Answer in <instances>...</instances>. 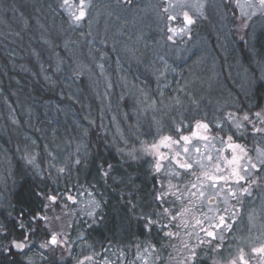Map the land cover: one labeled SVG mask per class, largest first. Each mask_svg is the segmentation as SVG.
Returning a JSON list of instances; mask_svg holds the SVG:
<instances>
[{
  "label": "rangeland",
  "instance_id": "1",
  "mask_svg": "<svg viewBox=\"0 0 264 264\" xmlns=\"http://www.w3.org/2000/svg\"><path fill=\"white\" fill-rule=\"evenodd\" d=\"M116 1V4H123L127 0ZM79 3L80 0L63 2L62 9L72 26L83 28L86 19L97 14V5L86 0V16L76 21L73 13L79 14ZM143 3L147 11H141L146 15L141 20L136 18L141 12L129 17L127 12L131 13V9L117 10L122 12L119 33L129 29L133 21L151 25L152 32L138 35L134 43L137 47L150 48L152 66L143 64L142 55L140 57L130 48L133 46L126 38L120 39L115 34L116 39L107 36L106 46L112 51H120L122 47L126 58L119 54L113 58L111 50L97 45L101 51L97 62L98 83L86 86L89 99L85 102L78 93L69 91L78 107L69 102L61 104L57 100L41 99L18 101L16 106L0 79L1 254L11 252L7 246L17 240V229L21 231L18 234L25 230L28 237L27 240L18 239L25 243L20 253L28 264H46L52 253L50 249L40 247L48 237L42 238L40 231L30 236L27 221L16 214L13 206V191L19 179L16 171L27 168L51 184V191L45 197L44 227L48 232L59 234L64 241L65 255L59 257L58 264H79L80 261L83 264H193L190 250L198 244H193L192 240L211 239L199 230V225L193 227L195 220H204L206 213L214 218L225 212L224 209L240 207L242 195L247 194H241V186L248 188L253 196L254 248L264 245V165L260 163L264 161V133L252 132L253 124L264 128L260 123L264 120V98L259 102L253 95L257 85L264 89V58L257 56L254 46L258 34L264 33V5L258 0H137L136 6H143ZM169 4L173 6L169 7ZM108 5L110 8L112 3ZM185 13L194 23L187 24L183 18ZM169 15L177 19L169 20ZM205 21L212 32L200 29ZM158 26L161 34L155 40L151 36ZM170 28H176L178 32L174 34ZM242 46L246 48V54ZM145 51L140 50V54ZM105 58L113 64V71L104 66L102 60ZM54 71L62 78L66 77L59 68ZM80 75L81 71L75 69V76ZM73 84L80 92V86ZM14 94L18 95V92L14 91ZM18 109L22 110V116ZM255 113L261 114L259 119ZM245 115L251 123L243 120ZM197 121L207 123L209 130L196 129ZM217 123L229 134L244 133L242 137H233L247 150V156L240 163L248 165L251 161L260 169L256 171L249 167L247 179H254L255 183L236 185L234 178L230 180L231 190L237 191L236 198L228 195L229 185L221 181L212 188L203 177L201 190L205 195L200 197L197 189L190 187V182H197L195 177L182 175L177 179L172 175L176 171L183 173L171 160L174 151L180 149L176 145L172 148L159 146L158 151L151 147L159 145L164 136L177 138L176 126H180L185 135L190 134L185 128L188 125L197 136L189 146V155L181 153L179 158L200 159L205 167L201 169L194 164L193 171L198 175L203 171L227 175L229 167L221 157L230 159L231 155L226 143L221 142L220 137L226 140V136L215 127ZM237 124L242 127L237 129ZM92 130L98 131L99 136L104 134L108 147L115 150L123 166L121 173L126 187L135 190L133 181L138 176L154 183V195H150L149 203L145 204L136 194L127 193L130 199L136 197V202L132 199L128 208L137 220L144 221L148 232L146 239L137 238L120 246L108 242L110 246L105 247L97 239L87 238V229L101 219L102 207L93 190L79 183L83 175L79 165L89 154ZM203 135L209 139H199ZM194 148H199L200 152L196 153ZM160 153L169 159L160 161ZM209 155L213 157L212 161L206 159ZM157 162L162 165L159 171L155 167ZM214 165H219L223 171L216 172ZM111 171L109 168L108 172ZM164 192L168 194L161 203L156 196ZM193 192L197 194L193 196ZM48 196L57 199L52 202ZM69 196L72 199H68ZM165 209L171 215H177V219L170 221ZM149 220L159 221V224L148 223ZM211 222L216 223V220L211 219ZM165 224L167 228L162 227ZM216 231L225 238L224 228ZM165 232L175 235L169 237Z\"/></svg>",
  "mask_w": 264,
  "mask_h": 264
},
{
  "label": "trees",
  "instance_id": "2",
  "mask_svg": "<svg viewBox=\"0 0 264 264\" xmlns=\"http://www.w3.org/2000/svg\"><path fill=\"white\" fill-rule=\"evenodd\" d=\"M90 1L97 5V14L87 18L85 26L79 28L72 26L63 12L64 0H0V79L7 95L16 106L18 101L41 99L57 100L61 104L69 102L78 107L69 91L78 93L86 102V99H89L86 86L88 83L90 85L98 83L97 62L101 51L97 45L104 46L106 51L111 50L113 58L118 57V54L121 58H126L121 51L122 47L120 51L118 49L112 51V48H108L110 46H106L107 36L126 38L133 46L130 48L136 50L140 57L142 55L143 64L152 66L153 61L149 58L150 48L137 47L138 44L134 43L138 35L152 32L151 25L149 27L142 22L133 21L129 24V29L119 33V16L122 12L118 11L131 9V13L128 11L127 14L129 17L135 16L142 10L147 11L145 4L136 6L137 0H131L132 4H128L127 1L116 4L115 0ZM119 1L121 0L116 2ZM110 3L112 5L109 8ZM145 16L141 12L136 18L141 20L146 18ZM207 23L208 21H205L200 29L212 32ZM138 28H141L140 31ZM153 33L151 37L156 40L158 34H161L159 26ZM254 46L257 56L264 58L263 32L258 34ZM140 50L146 51L140 54ZM242 51L244 53L246 51L244 46ZM102 62L106 68L110 67V72L114 70L113 64L107 58ZM56 68H59L66 77L62 78L59 72L54 71ZM75 69L81 71L82 76H75ZM74 82L80 86V92L74 88ZM14 91H17L18 95H15ZM253 95L261 102L264 98V89L257 85ZM18 111L22 116V110ZM97 132L95 130L90 132L89 154L79 165L83 171L79 183L90 187L102 205L99 213L101 219L87 229V238L97 239L105 247L110 246L107 245L108 242L120 246L137 238L146 239L148 232L144 221L137 220L128 208V205L133 203L132 199L136 202V197L130 199L127 193L136 194L145 204L149 203L150 195H154L152 187L154 183L147 181L144 176H138L133 181L135 190L126 187L124 175L121 173L123 166L115 150L108 147L106 136L103 133L104 136H99ZM109 168H112L110 173ZM16 175L19 177L13 191L16 214L27 221L30 236L33 232L35 235L40 231L41 237L47 238L45 233L48 231L44 227V219L41 220L39 217H44L45 197L51 191V184L33 174L28 168L17 170ZM18 232L21 231L16 230L17 240L25 236V230L21 234ZM158 234L161 236V233ZM61 255H65V250L50 253L46 264H58ZM0 264L28 263L21 257L20 250L12 248L8 254L0 253Z\"/></svg>",
  "mask_w": 264,
  "mask_h": 264
},
{
  "label": "snow or ice",
  "instance_id": "3",
  "mask_svg": "<svg viewBox=\"0 0 264 264\" xmlns=\"http://www.w3.org/2000/svg\"><path fill=\"white\" fill-rule=\"evenodd\" d=\"M65 4L69 3V0H64ZM127 3H131V0H127ZM259 3L261 5H264V0H259ZM87 6L86 0H80V3L78 5L79 7V14H75L73 13L74 19L76 21H80L82 19L85 18L86 16V12H85V8ZM173 5L169 4V7H172ZM165 12H167V8L164 9ZM184 20L187 22V24H192L194 23V21L191 19V17H189L187 15V13L184 14ZM169 20H173L175 21L177 19L176 16H172L169 15L168 17ZM170 32H173L174 34H176L178 32V30L176 28H170L169 29ZM180 32L184 31V29H179ZM169 39H172L171 36L168 37ZM260 113H255V116L257 117V119L260 118ZM229 117H231V114H229ZM244 121H248L249 123H251V121L249 120V117L247 115H245L243 117ZM260 123L264 124V120H260ZM215 127L221 131L225 133L226 136V140L224 139V137H220L221 142L222 143H226L227 145V149L230 150V155L231 158L229 159V157L224 156L221 157L223 160L226 161L228 167H229V171L227 175H212L210 174L208 171H203L202 173H200L199 175L197 174V172L193 171V167L194 164L197 165L199 168L203 169L205 166L204 164L201 162L200 159H196V160H190V159H181L179 157H181V153H183L185 156L189 155L190 153V145H192V140L193 137L197 136V132L192 131L191 128L188 125H185V128H188L189 133L188 135H185L183 133V130L181 129L180 126H176L174 131H175V136L177 138H173V136H164L161 138L159 145L157 144H153L151 145L152 148L157 149L159 146H163L165 148H172L173 145H176L180 150L179 151H174L171 160L174 161L175 165L178 167V169L183 170V173H181L180 171H176L174 173H172V175L177 178L180 179L183 176H192L195 177L197 182H190V187L191 189H197V191L199 192V196L203 197L205 195V192L202 189L203 184L201 182V177L205 178L207 181L210 182V186L212 188H216L220 182L222 181L225 185H229V192L228 195L231 196L232 198H236L237 197V191H233L231 190V186L229 184L230 180H233V182L236 185H241V182H246V183H255V180H251L249 181L247 179V177L250 175L249 172V167L251 169H254L256 171H259L260 169L257 168V164L256 163H252L251 161L248 162V165H242L240 163V161L242 159H244V157L247 156V150L239 143L235 142V140L233 139L234 136H238V137H242L244 135L243 132H234L229 134L228 132H225L223 126L219 123L215 124ZM242 127V125L237 124L236 128L240 129ZM195 128L196 129H204L205 131L209 130V125L207 123H202L197 121L195 123ZM252 132L254 133H264V128L261 127H256L254 124L252 126ZM214 139L216 137H213ZM199 139L207 141L209 139V136L207 135H203V136H199ZM194 151L196 153L200 152L199 148H194ZM238 153L243 154V155H238ZM169 159L168 156H166L163 153L159 154V160L163 161V160H167ZM207 160L212 161L213 157L212 156H207L206 157ZM260 163L262 165H264V161H260ZM156 170L159 171L162 167L161 163L157 162L156 165ZM215 167V171L216 172H222L223 170L219 167V165H214ZM60 171H63V169H60ZM243 173V174H242ZM170 187H175V185H169ZM221 191H223V188L221 187ZM241 194L243 193H248L249 195H251L250 191L248 188L242 187L241 186ZM167 192L161 193L160 195L156 196V199L158 201H160L161 203L164 202V197L167 195ZM174 194V193H173ZM197 193L193 192L192 195L195 196ZM47 199L51 200L52 202H55L57 197L56 196H48ZM68 199H72L71 196L68 197ZM179 199V197H178ZM210 200H214V197H209ZM185 211H187V209H185ZM225 212H227V209H224ZM165 213H169L168 209H165ZM178 215H182V213H178ZM36 219V218H34ZM39 219L43 220L45 219L44 217H39ZM169 219L170 221L172 220H176L177 219V215H171L169 213ZM214 219L216 220V223H212L211 219L209 217H207V215L205 214V220H208V226L204 227V220H200V219H196L195 220V224L193 225V227H195L196 225L200 226V231L203 232L205 234L206 237H210L211 239L207 241L208 244H211L212 240H222L223 237L222 235H218L216 229L217 228H224L225 230H230L231 225L229 223L226 222L225 216L224 215H219L218 217H214ZM148 223L151 224H159V221H151L149 220ZM185 227H187L188 225L185 224ZM21 227L23 228L24 226L21 225ZM163 228H167L168 225H162ZM166 236H173L175 235L172 232H165L164 233ZM45 235L48 237L43 243L40 244V247L42 249H50L52 252H55L57 250H61L63 248V244L64 241L59 238V234L54 233V232H46ZM28 237L27 235H25L23 237V240H27ZM200 244H204L205 240H200L199 241ZM25 247V243L23 241H15L13 240L10 246H7V249L10 251L12 248L15 249H23ZM185 247H187V245H185ZM191 257L190 259L193 261V264H195V260L197 258V253L195 251V249H191ZM252 251L254 253H256L257 255H260L262 257H264V245H262L259 248H254L252 249ZM85 259L90 260L91 257H85ZM249 264V261L247 259H245V255L243 254V252L241 251L240 254L237 256L236 259H233L230 261V264ZM79 264H83V261H80Z\"/></svg>",
  "mask_w": 264,
  "mask_h": 264
},
{
  "label": "flooded vegetation",
  "instance_id": "4",
  "mask_svg": "<svg viewBox=\"0 0 264 264\" xmlns=\"http://www.w3.org/2000/svg\"><path fill=\"white\" fill-rule=\"evenodd\" d=\"M253 205V196L247 193L242 195L240 207L228 208L227 212L220 214L224 215L226 222L231 225L230 230H225L224 239L212 240L211 244L207 243L210 239H200L205 240L204 244H200V240H192L193 244H198L195 246L197 253L195 264H223L225 261L229 264V261L236 259L241 251L249 264H264V257L257 256L252 251L255 243ZM206 215L214 220L210 213ZM203 219L205 220V217ZM208 223L209 221L205 220L204 227H207Z\"/></svg>",
  "mask_w": 264,
  "mask_h": 264
},
{
  "label": "water",
  "instance_id": "5",
  "mask_svg": "<svg viewBox=\"0 0 264 264\" xmlns=\"http://www.w3.org/2000/svg\"><path fill=\"white\" fill-rule=\"evenodd\" d=\"M258 1H259V0H258ZM16 241L20 242L19 240H16ZM17 250H21V249H17Z\"/></svg>",
  "mask_w": 264,
  "mask_h": 264
}]
</instances>
